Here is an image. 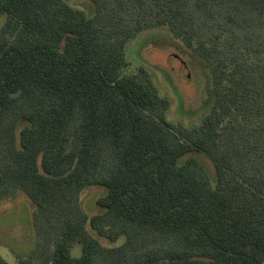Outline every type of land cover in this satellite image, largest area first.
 Segmentation results:
<instances>
[{"label": "trees", "instance_id": "16d2710c", "mask_svg": "<svg viewBox=\"0 0 264 264\" xmlns=\"http://www.w3.org/2000/svg\"><path fill=\"white\" fill-rule=\"evenodd\" d=\"M89 1L0 0V201L32 202L37 264H264V0ZM153 27L210 71L196 124L126 72Z\"/></svg>", "mask_w": 264, "mask_h": 264}, {"label": "rangeland", "instance_id": "374dc122", "mask_svg": "<svg viewBox=\"0 0 264 264\" xmlns=\"http://www.w3.org/2000/svg\"><path fill=\"white\" fill-rule=\"evenodd\" d=\"M86 12L92 10L89 0H69ZM129 61L126 72L139 76V67L150 75L160 95L169 100L167 117L172 122L193 125L200 121L209 110L212 100L210 71L203 61L192 55L183 42L175 38L166 27H153L138 33L125 46ZM188 155L199 158L212 172L211 161L200 152ZM106 189L102 186H88L80 193V202L88 215L99 213L102 208L96 199ZM33 204L21 191L16 190L12 197L0 201V253L9 264H18L19 259L27 257L37 264L35 253L38 237L32 219ZM94 234L104 246H117L120 238L111 242ZM80 252L79 245L73 247V254Z\"/></svg>", "mask_w": 264, "mask_h": 264}]
</instances>
